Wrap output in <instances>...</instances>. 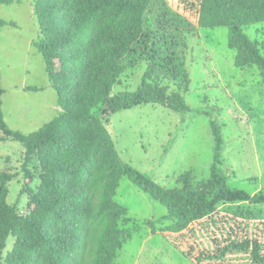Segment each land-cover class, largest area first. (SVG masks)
Listing matches in <instances>:
<instances>
[{"label": "rangeland", "instance_id": "374dc122", "mask_svg": "<svg viewBox=\"0 0 264 264\" xmlns=\"http://www.w3.org/2000/svg\"><path fill=\"white\" fill-rule=\"evenodd\" d=\"M36 0L0 3V74L2 109L8 126L23 134L39 130L63 108L36 45L42 33ZM201 0H152L146 20V44L128 57L112 95L134 92L141 85L150 57L157 66L153 80L180 91L191 106L176 112L159 104H143L104 115L121 158L166 188L180 187L190 172L195 183L208 181L214 157L212 122L223 137L220 170L232 188L264 193V75L257 65L237 66L236 49L228 45L226 26L198 24ZM244 31L264 55V22ZM40 87L33 91L31 87ZM25 146L0 141V171L7 182L8 202L20 213L31 210L29 188L40 184L39 161L25 178ZM2 183L0 182V187ZM114 200L126 208L119 225L125 235L113 264H196L202 253L217 252L231 238L255 239L264 248V203H224L183 233H172L168 208L123 176ZM11 236L4 257L13 248ZM246 254H232L244 261Z\"/></svg>", "mask_w": 264, "mask_h": 264}, {"label": "trees", "instance_id": "16d2710c", "mask_svg": "<svg viewBox=\"0 0 264 264\" xmlns=\"http://www.w3.org/2000/svg\"><path fill=\"white\" fill-rule=\"evenodd\" d=\"M151 2L36 0L42 33L36 45L63 110L33 133L11 129L4 119L5 90L0 74V141L23 143L27 180L34 178L28 168L34 158L40 168L38 188H29L32 207L26 214L8 202L7 182L13 176L0 171V264H113L125 237L119 222L126 208L114 200L123 176L168 208L174 222L167 229L172 233H183L224 203H264V193L251 194L229 185L219 168L223 137L214 121V157L208 181L195 183L186 172L180 177V187L166 188L119 155L104 115L143 104H159L180 113L191 111L180 91H169L153 80L157 66L152 61L157 55L150 57L136 91L111 93L126 69L127 58L139 56L141 46L147 45ZM260 22H264V0L200 2L199 26H226L228 45L237 51L236 65H257L264 75V55L243 29ZM11 236L16 239L4 257ZM232 254L249 258L228 260ZM196 264H264L263 244L231 238L217 252L200 254Z\"/></svg>", "mask_w": 264, "mask_h": 264}]
</instances>
